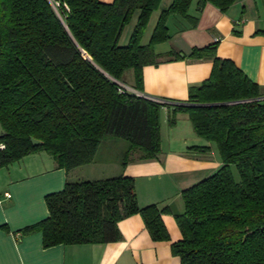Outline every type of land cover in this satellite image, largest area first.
Masks as SVG:
<instances>
[{
    "label": "trees",
    "instance_id": "trees-1",
    "mask_svg": "<svg viewBox=\"0 0 264 264\" xmlns=\"http://www.w3.org/2000/svg\"><path fill=\"white\" fill-rule=\"evenodd\" d=\"M191 1L163 8L143 44L161 0H0V166L45 150L68 171L92 162L106 137L129 142L126 158L132 151L140 160L155 158L160 103L120 92L118 82L131 70L133 88L142 91V69L159 57L154 44L170 36L167 18L188 17ZM235 1L199 4L225 11ZM135 14L127 43L120 44ZM190 57L210 58L211 70L189 88V105L174 106L170 123L177 112L186 113L195 133L215 142L222 164L182 191L184 210L175 215L181 238L171 252L179 264H264L263 94L233 61L216 56L215 43L193 48ZM31 137L42 144L32 145ZM45 203L48 216L19 230L39 231L43 247L117 241V222L134 213L152 240H169L162 211L137 204L131 176L66 181Z\"/></svg>",
    "mask_w": 264,
    "mask_h": 264
},
{
    "label": "crops",
    "instance_id": "crops-1",
    "mask_svg": "<svg viewBox=\"0 0 264 264\" xmlns=\"http://www.w3.org/2000/svg\"><path fill=\"white\" fill-rule=\"evenodd\" d=\"M171 1L161 0L152 12L143 44L148 43L161 10ZM136 18L137 14L123 29L120 44L127 43ZM166 24L170 36L154 44L159 57L156 63L143 67L142 91L133 88V74L121 82L131 92L160 103V152L155 158L140 160L139 152L132 151L126 158L124 142L119 137H106L92 162L68 171L58 167L45 150L0 166V264H179L170 245L181 238L175 221V215L184 210L181 193L222 164L215 142L198 136L186 113L177 112L175 122L170 123L174 106L189 105V88L199 85L211 70L210 58L194 59L190 53L195 47L215 43L216 56L233 61L259 85L264 97V35L257 33L264 29V0H236L225 11L209 2L200 6L199 0H192L188 17L171 14ZM105 141L109 145L102 148ZM124 158L127 163L122 166ZM116 176L134 178L140 207L155 204L162 211L169 240H152L138 213L120 219V239L108 243L43 247L39 231L19 232L48 216L45 196L62 190L66 181ZM5 192L10 193L9 198Z\"/></svg>",
    "mask_w": 264,
    "mask_h": 264
},
{
    "label": "rangeland",
    "instance_id": "rangeland-1",
    "mask_svg": "<svg viewBox=\"0 0 264 264\" xmlns=\"http://www.w3.org/2000/svg\"><path fill=\"white\" fill-rule=\"evenodd\" d=\"M131 74H132V71L131 70H127L125 73H124V76H123V81H128V79L131 77ZM119 140H121V141H123L124 142V144H125V151H124V153L123 154H125L126 153V151L128 150V146H129V142L127 141V140H125V139H119ZM109 144L107 143V141H105V142H103V144H102V148H105L106 146H108ZM105 150V149H104ZM232 169H233V174H234V176L237 178V171H236V169H235V167L234 166H232Z\"/></svg>",
    "mask_w": 264,
    "mask_h": 264
},
{
    "label": "water",
    "instance_id": "water-1",
    "mask_svg": "<svg viewBox=\"0 0 264 264\" xmlns=\"http://www.w3.org/2000/svg\"><path fill=\"white\" fill-rule=\"evenodd\" d=\"M4 135H5V131L3 130L2 125L0 124V137H3ZM30 140L32 145L34 146H38L42 144V141L36 138L31 137Z\"/></svg>",
    "mask_w": 264,
    "mask_h": 264
},
{
    "label": "built area",
    "instance_id": "built-area-1",
    "mask_svg": "<svg viewBox=\"0 0 264 264\" xmlns=\"http://www.w3.org/2000/svg\"><path fill=\"white\" fill-rule=\"evenodd\" d=\"M118 84H119V88L118 89H119L120 92H123L124 90H129L124 84H122L120 82H118ZM3 147H4L3 145H0V148H3ZM4 196L6 198H9L10 197V193L9 192H5Z\"/></svg>",
    "mask_w": 264,
    "mask_h": 264
}]
</instances>
